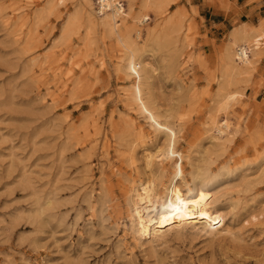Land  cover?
Returning a JSON list of instances; mask_svg holds the SVG:
<instances>
[{
	"label": "rangeland",
	"instance_id": "obj_1",
	"mask_svg": "<svg viewBox=\"0 0 264 264\" xmlns=\"http://www.w3.org/2000/svg\"><path fill=\"white\" fill-rule=\"evenodd\" d=\"M196 1L120 0L132 13L110 32L89 23L95 0H0V264H264V0H240L255 19L220 30L196 20ZM239 27L246 67L228 59ZM128 42L185 182L211 193L210 227L149 243L133 232L130 183L161 197L173 162L146 165L168 140L132 99ZM226 94L237 134L221 146L212 118Z\"/></svg>",
	"mask_w": 264,
	"mask_h": 264
},
{
	"label": "bare ground",
	"instance_id": "obj_2",
	"mask_svg": "<svg viewBox=\"0 0 264 264\" xmlns=\"http://www.w3.org/2000/svg\"><path fill=\"white\" fill-rule=\"evenodd\" d=\"M89 5V23L93 25L95 20L113 32L117 27V20L127 19L132 13L130 7L127 12L120 0H95ZM138 25L147 22L146 15L133 17ZM246 29L239 27L229 33L228 59L236 66L246 67L250 64V50L246 44ZM123 47L130 52L127 61L126 73L132 78V99L141 114L147 116L150 127L156 134H164L167 137L166 146L163 149L145 155L146 165L149 167L154 160L162 166L164 163L173 162V169L168 186L163 195L158 197L154 191V184L149 181L135 187L130 183V190L126 192L127 201L130 202L131 218L134 220L133 232L139 240L150 241L162 237L165 229L180 230L186 226L195 228L199 224L202 228L210 227L211 218V193L202 184H194L190 187L184 180L183 158L175 148L176 132L169 123L162 121L159 115L143 100L142 70L135 53L130 51L131 43H123ZM144 69V68H143ZM234 74L239 73L234 66L229 68ZM234 101V97L225 95L223 101L217 106L212 118V131L216 132L217 141H222L221 146L231 144L237 134V129L232 127L227 120V110ZM136 130V129H135ZM138 129V134H141Z\"/></svg>",
	"mask_w": 264,
	"mask_h": 264
},
{
	"label": "crops",
	"instance_id": "obj_3",
	"mask_svg": "<svg viewBox=\"0 0 264 264\" xmlns=\"http://www.w3.org/2000/svg\"><path fill=\"white\" fill-rule=\"evenodd\" d=\"M240 0H197L195 6L198 8V22H201L205 29H222L226 25L232 26L233 22L239 26L242 23L248 24L255 19V9L251 5L246 7L245 3L240 4ZM245 6V8H243ZM250 15L247 22L242 21V17Z\"/></svg>",
	"mask_w": 264,
	"mask_h": 264
}]
</instances>
